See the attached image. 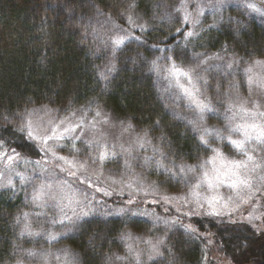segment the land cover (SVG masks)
I'll use <instances>...</instances> for the list:
<instances>
[{
	"label": "trees",
	"instance_id": "1",
	"mask_svg": "<svg viewBox=\"0 0 264 264\" xmlns=\"http://www.w3.org/2000/svg\"><path fill=\"white\" fill-rule=\"evenodd\" d=\"M179 2L0 0V153L14 150L40 158V145L19 131L27 112L61 119L89 107L106 108L148 143L133 160L127 155L124 161L100 164L113 177L134 175L142 189L139 196L111 191L100 200L101 192L93 196L86 188L70 222L61 223L58 209L45 211L35 204L38 190L32 191V185L1 190L0 264H44L43 254L58 246L76 264H205L208 237L228 264H264V232L250 221L207 214L183 226L125 211L129 205L152 208L149 197L162 203L163 197H182L197 177L195 171L179 173V166L195 169L212 157V149L231 148L226 139L220 143L222 138L211 136V148L201 144L204 128L194 126L182 97L173 101L164 89L165 65L188 58L182 45L188 28L176 30ZM134 13L151 25L133 27L128 17ZM219 16L205 36L214 60L199 65L197 73L199 97L214 109L204 114L205 128L223 137L235 125L230 106L238 110L249 95L247 67L264 61V20L234 8ZM120 29L132 37L116 47ZM79 145L66 154L86 168H98L96 147ZM3 168L0 164V173ZM37 180L38 188H57V179Z\"/></svg>",
	"mask_w": 264,
	"mask_h": 264
},
{
	"label": "rangeland",
	"instance_id": "2",
	"mask_svg": "<svg viewBox=\"0 0 264 264\" xmlns=\"http://www.w3.org/2000/svg\"><path fill=\"white\" fill-rule=\"evenodd\" d=\"M249 3H254L260 11H254L246 7L245 5ZM229 8L241 9L246 15H255L264 20V0H180L179 5L176 7L175 13L180 19L179 28L176 29L177 32L181 29L184 30L185 27L188 28L182 39V45L188 51V58L181 64L174 63L173 59H170V62L165 65L161 72V78L165 80L164 89L169 92L171 99L176 101L175 96L182 97L181 100L192 111L194 126L197 125L201 129L205 128L204 114L206 110L201 111L197 103L194 102L198 100L205 103L199 97L197 69L199 65L214 60L207 51L206 32L210 26H215L214 24L220 17L219 15L227 9L229 10ZM131 17L133 23L130 24L133 27H148L149 24H143L144 19L141 14L134 13ZM185 17H187V20ZM206 19H208V24H206ZM189 32L194 33V35L187 36ZM118 36H127V39L132 37L131 34H127L126 31L121 29ZM173 64L190 72L191 81L181 75L178 77L179 82H177V77L169 73V69ZM248 69H251V72ZM245 73L248 75V84L249 76H252L256 81L264 80V64L254 63L249 65ZM181 85H183V88ZM185 88L193 95H188L184 91ZM248 92L247 99L239 105L243 104L252 108L255 104H259V111L264 112V89L258 87L257 84H249ZM230 108L232 123H241L242 114L239 112V108L238 110L233 107ZM234 116L235 118H233ZM31 119L36 123H40L41 134L50 126L49 121L54 123L64 121V127L74 128L75 130L65 133L64 138L61 140H50L46 146L36 141L42 152L40 158L36 160L20 154L14 161H7L6 158L0 157V164L4 167L0 173V191L3 189L16 190L32 185L31 190H38L37 194H39V198L35 199V204H41V208L45 211L51 208L58 209L59 214L62 215L61 223L71 221L74 216L73 212L77 208L76 205L81 202L79 193L81 191L87 192L86 188L93 196L101 192L102 197L100 200H104L111 191L118 193L126 191L132 193L134 198H137L142 192L139 183L134 181V175L120 178L113 177L105 173L106 170L103 169L105 165H100L110 159L124 161L127 155H130V159L133 160V157L140 154L142 149H147L148 145L145 138L130 128L127 122L117 118L106 108L89 107L81 113L61 119H55L47 112H40L38 115L32 116ZM255 119L257 122H261L262 118L256 117ZM76 125H79V127H76ZM60 131H63V128ZM211 137L219 139L215 136ZM231 137L232 139L240 138L237 133H232ZM98 142L106 143L110 151L115 152L116 155L104 161L99 160L98 168L94 167L93 170L86 168L85 165L84 168H80L82 163L66 154L73 149H77L80 146L79 144L94 146L98 152ZM218 142L222 143L223 139ZM227 142L231 146L230 150L224 151L220 147L216 148L222 153L223 157V161H217V167L225 161H247L245 154L238 151L228 140ZM63 147H66L69 151L63 153ZM246 148L248 155L253 157V162H247L248 167L243 169L242 172L248 177L250 187L233 188L228 183H219L209 187L207 183L202 182L204 171H209L210 175L212 174L213 165L208 164L206 168H195L196 181L189 187L187 194L182 197L174 199L163 197L164 203L158 201L159 199H156V197H149L148 202H151L152 208L146 206L131 207L129 205L125 207V211L134 215L146 213L152 216H162V218L183 226L190 225L188 221L191 217L209 214L232 221H250L257 231L264 232V144L254 141L247 144ZM42 149H50V151ZM4 153L14 155L16 152L8 151ZM58 157H64L65 160H60ZM36 161H40V163L37 164ZM70 172L75 173V175H70ZM47 176L57 179V188L53 187L54 190L56 189L55 191H52V187L48 190L46 186L38 188L39 180L37 178ZM52 185L54 184L52 183ZM147 188H150V185H147ZM206 240L205 264H228L227 259L216 252V244L209 237ZM53 248V250L48 249L43 254L44 264H76L73 255L68 250L61 246Z\"/></svg>",
	"mask_w": 264,
	"mask_h": 264
},
{
	"label": "snow or ice",
	"instance_id": "3",
	"mask_svg": "<svg viewBox=\"0 0 264 264\" xmlns=\"http://www.w3.org/2000/svg\"><path fill=\"white\" fill-rule=\"evenodd\" d=\"M246 7L254 10V11H260V9L256 8V5L254 3H249L245 5ZM187 20V17H185ZM129 23H133L132 17H128ZM194 33L189 32L187 33V36H192ZM127 36H118L113 40V44L116 47L121 46L125 40L127 39ZM256 64H264V61H256ZM231 67V65H229ZM249 72H251V69H248ZM170 75H173L177 77V82H179L178 77L184 76L189 81H191L192 77L190 75V72L185 71L181 68H178L173 64L171 68L169 69ZM106 78V77H105ZM249 84H257L258 87L261 89H264V80L256 81L253 79L252 76H249ZM183 88V85H181ZM184 91L192 96L193 93L189 92L187 88L184 89ZM194 102L197 103V106L200 108L201 111L208 110V111H214V109L211 108L209 104L202 103L198 100H195ZM231 107V106H230ZM239 112L241 115V123H237L230 129V134L227 136L221 137V133L218 130L215 129H208L204 128L201 130V134L199 136V140L201 144L205 145L206 147L211 148V144L207 137L209 136H215L217 138L227 139L238 151L245 154L247 156V161H231V162H222L219 167L216 166L217 161L221 160L223 161L222 153L219 152L218 149H212L213 156L210 157L207 161H204L201 165H199L200 168H206L208 164L213 165L212 174L210 175L209 171H204L202 176V182L207 183L209 187H212L219 183H228L230 187L233 188H241V187H250V182L247 176H245L242 172L243 169L248 167L247 162H253V157L251 155H248L246 145L251 142H258L261 144H264V112L259 111L260 105L255 104L252 108H249L243 104L238 106ZM33 115V112H27L26 116L28 117L25 120L24 127H21L19 131L26 132L29 139L35 140L39 142L42 145H47L50 140H61L64 138V134L69 131H74V128H68L64 127V121H60L59 123H54L52 121H49V127L44 131L43 134L40 133V123L34 122L31 117ZM99 115V113H97ZM256 117H260L261 122H257L255 119ZM235 118V116L233 117ZM251 118V119H247ZM76 127H79V125H76ZM63 128V131H60V129ZM199 130V129H197ZM231 133H237L239 134V139H232ZM98 153H97V159L100 161H104L107 159H110L111 157H114L116 155L115 152L110 151L108 145L106 143H97ZM42 150H49L50 149H42ZM14 152V150H13ZM55 155V153H53ZM19 156V153H15L14 155H8L7 153H0V157L6 158L7 161H14L16 157ZM60 160H65L64 157H58ZM37 164L40 163V161H36ZM159 163V161H157ZM85 166L83 164L80 165V168H84ZM63 170V169H62ZM192 172L194 171V167H188L187 169L185 166H179L178 172L184 173L185 171ZM169 172H173L172 169H168ZM70 175H75V173L70 172ZM173 174H176L173 172ZM199 187V185H197ZM107 194V193H106ZM39 198V194L34 197V199ZM121 212H124V209L120 210ZM84 216H87L88 213L84 212ZM27 230V226H26ZM51 239H55V237H50ZM117 259H121V257H117Z\"/></svg>",
	"mask_w": 264,
	"mask_h": 264
}]
</instances>
